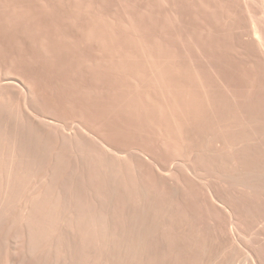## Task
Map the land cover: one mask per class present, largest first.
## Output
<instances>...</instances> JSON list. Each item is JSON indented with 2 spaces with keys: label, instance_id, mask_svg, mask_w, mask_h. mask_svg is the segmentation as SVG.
<instances>
[{
  "label": "rangeland",
  "instance_id": "374dc122",
  "mask_svg": "<svg viewBox=\"0 0 264 264\" xmlns=\"http://www.w3.org/2000/svg\"><path fill=\"white\" fill-rule=\"evenodd\" d=\"M0 264H264V0H0Z\"/></svg>",
  "mask_w": 264,
  "mask_h": 264
}]
</instances>
